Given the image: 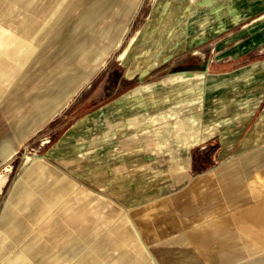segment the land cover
Here are the masks:
<instances>
[{
  "label": "crops",
  "instance_id": "crops-1",
  "mask_svg": "<svg viewBox=\"0 0 264 264\" xmlns=\"http://www.w3.org/2000/svg\"><path fill=\"white\" fill-rule=\"evenodd\" d=\"M97 1L99 14L93 16L91 7L85 11ZM208 2L210 19L215 20L210 30L227 29L209 60L195 55L193 71L187 72L183 61L175 74L165 71L170 58L165 44L151 40L154 23L138 28L120 55L92 75L70 101L74 26L80 20H101L115 7L123 21H129L139 3L77 0V16L71 18L75 25L56 33V52L63 53L52 69L57 73L46 90L49 100L38 99L44 94L30 99L13 95L17 106L12 107L13 101L6 108L21 114L28 107L25 115L36 116L30 123L52 136V142L24 162L5 187L0 264H157L165 249L182 251L184 258L198 252L208 264H264V0ZM60 6L61 0H15L17 14L0 7V69L20 72L27 55L11 53L26 52L34 36L40 42ZM104 26L103 36L93 33L101 47L93 48L97 39L92 38L93 45L84 49L101 62L107 49L120 45L127 29L117 26L115 39L105 42L112 27ZM54 44L52 40L47 47ZM67 76L61 91L55 92L56 81ZM8 122L6 129L11 130ZM6 129L0 128L2 133ZM214 148L226 169L198 176L186 189L191 150L201 155ZM238 151V165H229ZM5 179L0 180V191ZM251 184L260 185L255 195L247 193ZM162 197L173 198L180 214L174 223H168L172 215L165 213L171 206L165 204L164 209L158 207L160 220L146 227L128 216ZM210 218L214 221L206 225L203 219ZM165 221L173 224L169 228L182 226L169 240L160 239L153 229Z\"/></svg>",
  "mask_w": 264,
  "mask_h": 264
},
{
  "label": "rangeland",
  "instance_id": "rangeland-1",
  "mask_svg": "<svg viewBox=\"0 0 264 264\" xmlns=\"http://www.w3.org/2000/svg\"><path fill=\"white\" fill-rule=\"evenodd\" d=\"M208 1L209 0H139L134 15L129 21L124 22L123 14L119 15L120 10L115 7L111 8V10L110 8H108V12L101 20H80L81 24L78 21L75 25V20H71V18L75 17V15L77 14V8L73 7L74 5H76L77 0H69L68 4L70 3V7L67 6V1L61 0V9L58 13V17L57 19H55V22L51 25L50 29H46V32H44L43 35L41 34V41L38 42L39 36H34L31 48L29 47L26 52L24 50L23 52H21V50L17 49L11 53H21V55H27V64L20 70V72H10V74L8 70L0 69V128L2 127L3 131V129L5 130L8 127L5 126V124L7 125V120L10 121L8 122V125H10L11 127V130L6 129L7 132H4L6 135H4V133H2V131L0 130V146L3 144L0 147V180L4 176L6 177L0 191V204L3 193L5 191V187L10 178L15 176L16 172L20 171L21 166L24 162L30 160L34 155H40L41 152L52 142V136L44 135V133H42L40 130L36 131V125L30 123L29 118L34 121V119H36V116L25 115L24 112L28 111V107L21 114L16 113L19 111L17 109H12L10 112V110L6 108L8 107L7 105L9 103H12L13 101L15 102V98L13 97V95H16L18 97H26V99H28L29 97L30 99L32 96H37V94H44L38 99L42 102L49 100L46 94V90L53 82V75L57 73L56 71H52V69H55L54 67H56L55 61L58 53H63L62 51L56 52L57 48H59L60 45V41L57 42L59 35H56L59 30H61L62 28H69L70 25H75L74 29H76L75 37H73V39L75 38L77 45L72 43V46H70V53L73 54L74 59L70 60V69L68 70L70 72V76L72 75L75 78V83L70 84L71 101L80 87V89H82L89 84L92 75L100 71L101 67H103L108 61L116 59L117 55L126 48L131 37L134 36V33L138 28H152V25L154 23L158 24L156 25L155 29H152L151 40L157 44H165V54L170 58V63L166 65L167 67L165 68V71H167L171 75L175 74L179 70L178 63L180 61H183V63H185L187 72L193 71V56L195 55L201 58L203 62L209 60L210 56H212L211 49L215 46L216 42H219L220 40H223L227 37V29L217 28V30L215 31L210 30L209 27L215 20L210 19L209 9L211 5ZM97 3L98 1L94 4H91V6H88L85 11H87L88 8L91 7L90 12L93 11L92 15L96 16L97 14H99V8H96ZM120 6L121 4L119 5V7ZM0 7L1 10L2 8H8L12 10L11 12H13V14H17L18 12V9H15V0H5L3 5L0 4ZM72 8H74L75 11ZM33 11L34 9L30 10L27 14L32 16L31 13ZM0 15L1 21L3 19V13H1ZM23 15L24 14H21V17ZM27 20L30 21L29 19ZM95 22L96 26L93 25ZM121 24L126 26L127 29L121 38L120 45L113 51L107 49L105 53L106 56L103 57L104 60L102 62L101 60L99 61L97 59H94V54L91 55L89 53L88 55L87 52L84 53L85 48H89L93 45L92 38L97 39V42L94 44L93 48L96 49L98 47H101L99 46L101 44V41L99 42V39L105 33L103 29L105 27L104 25L112 27L110 28L111 30H109L108 32L106 31L105 37V42H110L111 40L115 39L116 33L118 34L117 26ZM94 26L97 27L95 31H93ZM84 28L90 29L91 31L86 32ZM208 28L209 30H207ZM95 32H97L100 37H97L95 34H93ZM77 33L78 35L76 36ZM52 40H54V46L47 47L48 43ZM78 41L84 42L80 44L78 43ZM86 42L88 44L85 46ZM105 42H103V44ZM136 45L137 44H134L133 47H136ZM60 55H58V60L61 59ZM42 56H44V67L42 66L41 62V59H43ZM3 73L5 76L4 79L1 77ZM82 73L86 75L83 77ZM59 74L60 73H58V75ZM70 76L63 77L56 81L55 87H53V89H55L54 91H61L60 87L62 85L60 83L63 82L65 84L68 80V77ZM159 76L160 73H156V77ZM79 77H82V82H76L77 78ZM16 103L17 102H15L12 107L15 108L17 106ZM165 125L166 123H162L160 126L165 127ZM7 143L12 146L14 152L10 145ZM212 150V152L211 150H209L207 153L205 152L206 154L201 155L195 154V151L193 149L191 150V157L187 168L189 183L186 186V189H190L194 186V184L196 183V177H210L209 175H215L219 171H222L223 168L224 170L226 169L225 167L227 165L222 163L223 161H220L218 160V158H216V153L219 149L214 148ZM252 152H255V150L250 151V153ZM239 154H241L240 151L236 152L234 154L235 156L233 155V158H231L232 156L230 157V160L228 162L229 165H234L235 163V165H238L237 162L239 160ZM4 162L7 163L1 164ZM262 171H264V168L262 169ZM256 174V178H258L260 172ZM255 182L260 183V180H255ZM261 182L264 183V180H262ZM257 185L258 184H251V186L247 187V193L255 195L260 186ZM170 198H157L154 201L148 203L146 207H139L138 210L130 212L128 216L135 221H140V223L145 222L142 226L146 227L148 226L147 223L160 220L157 217L161 216L160 214L162 212L158 207L164 209L165 204L166 206H171V209L165 213V215H172L168 217L170 218L168 219V223H174L173 218L177 220L180 219V214L178 211L174 210L172 205L173 198H171V200ZM188 221H190L189 218ZM203 221L206 225H210L209 222L211 221V218L206 220L203 219ZM203 221H200L199 223ZM212 221H214L213 218ZM166 222L167 221L163 223L160 222L153 226V229L159 233L158 235L161 237L160 239L163 240L172 239L175 232L181 230L182 227L179 226L176 228H169V226L173 224L164 225V223L166 224ZM162 232L163 235L161 236ZM164 252L165 257L162 259H156L157 264H208L203 259H200V255L202 256V254L194 252V250L193 252L195 254H192V256L191 254H189L188 258H184V256L187 255H185L182 251L181 253H178L173 252V250L171 249H165Z\"/></svg>",
  "mask_w": 264,
  "mask_h": 264
}]
</instances>
